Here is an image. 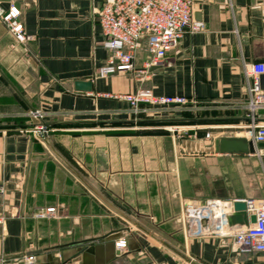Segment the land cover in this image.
<instances>
[{
	"label": "crops",
	"instance_id": "0c3cea01",
	"mask_svg": "<svg viewBox=\"0 0 264 264\" xmlns=\"http://www.w3.org/2000/svg\"><path fill=\"white\" fill-rule=\"evenodd\" d=\"M12 3L32 40L18 42L0 22V256L32 252L36 264H264V252L196 238L182 223L186 202L264 198L262 150L206 149L244 137L239 128L252 121L244 66L264 63V0H193L202 32L184 34L164 65L149 70L142 40L135 69L105 78H96L111 55L97 15L104 0H2L6 9ZM77 81L92 82V92L77 91ZM260 83L264 90V74ZM140 89L198 105L135 115L122 96ZM255 121L264 123V110ZM43 123L51 129L44 142L33 137ZM49 207L56 219L34 218Z\"/></svg>",
	"mask_w": 264,
	"mask_h": 264
},
{
	"label": "built area",
	"instance_id": "2783aa9c",
	"mask_svg": "<svg viewBox=\"0 0 264 264\" xmlns=\"http://www.w3.org/2000/svg\"><path fill=\"white\" fill-rule=\"evenodd\" d=\"M97 15L105 38L104 47L111 55L107 65L97 72L96 78L133 71L142 40L146 41L150 54L145 68L149 70L161 67L168 54L178 47L184 34H196L205 29V24L195 18L193 0H104L101 8L97 10ZM21 16V10L14 3L6 9L0 0V22L18 42L26 43L32 40V36L26 32ZM244 71L248 79L247 109L252 121L250 124L240 126L239 129L244 130V138L258 145L264 143V123L255 121L256 113L264 110V90L260 83V78L264 74V63L245 64ZM122 98L131 105L135 115L149 114L153 108L189 106L195 108L198 105V101L194 98L156 96L147 89L126 94ZM31 115L44 121V116L38 112H32ZM50 132L49 126L43 123L33 130V137L44 142ZM205 139L212 140V133L208 132ZM2 192L0 186V194ZM236 202L246 204V213L249 219L251 216L256 217L255 223L250 222L249 225L242 227L230 224ZM57 217L58 211L55 207L44 208L34 213V218L37 220ZM5 221L6 215L0 210V225ZM182 223L188 228V233L196 238L217 237L224 241L231 239L236 252H264V198L186 202ZM116 246L120 250L126 249L127 241L122 239ZM36 262V255L32 252L0 256V264H36Z\"/></svg>",
	"mask_w": 264,
	"mask_h": 264
},
{
	"label": "water",
	"instance_id": "95a60500",
	"mask_svg": "<svg viewBox=\"0 0 264 264\" xmlns=\"http://www.w3.org/2000/svg\"><path fill=\"white\" fill-rule=\"evenodd\" d=\"M75 88L77 91L92 92L93 84L92 82L77 81L75 82ZM32 112L37 113L36 110H32ZM206 149L213 150L216 153L236 155L256 154L258 150H262L264 154V143L254 145L252 141H248L244 137H222L216 139L213 144L206 146ZM250 222L255 223L256 217L251 216L249 219L248 214L246 213V204L244 202H236L234 204V213L231 217L230 224L232 226H247Z\"/></svg>",
	"mask_w": 264,
	"mask_h": 264
}]
</instances>
